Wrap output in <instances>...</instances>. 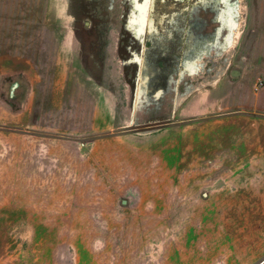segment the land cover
<instances>
[{"label":"rangeland","instance_id":"obj_1","mask_svg":"<svg viewBox=\"0 0 264 264\" xmlns=\"http://www.w3.org/2000/svg\"><path fill=\"white\" fill-rule=\"evenodd\" d=\"M242 3L48 0L45 9L0 0V264H256L264 256V168L241 165L231 118L91 131L52 109L46 79L30 82L24 113L27 78L10 54L35 24L75 31L100 81L113 37L129 97L141 88L146 103L159 93L160 111L177 86L232 77Z\"/></svg>","mask_w":264,"mask_h":264},{"label":"crops","instance_id":"obj_2","mask_svg":"<svg viewBox=\"0 0 264 264\" xmlns=\"http://www.w3.org/2000/svg\"><path fill=\"white\" fill-rule=\"evenodd\" d=\"M32 2L45 9L49 6L48 0H29V4ZM25 4L28 5V1ZM241 6V32L233 54L237 73L232 74L230 79L220 78L221 82L217 81L215 87L198 85L195 87L198 91L194 88L181 91L177 86L164 97L160 111L155 101L159 93L153 94L151 102L145 103L144 93L137 87L135 91L139 88L138 94L129 97L128 78L117 53L118 43L113 37H109L107 47L111 54L115 53L105 59L99 81L83 64L75 31L67 33V36L57 30L49 34L46 29L42 30L41 25L35 24L27 34L15 36L12 42H15L14 50L10 53L16 63L17 60L22 63L19 67L27 78L23 111L26 113L29 110L27 103H31L30 82L46 79L51 83L52 109L81 121L80 124H86L91 131L160 121L177 124L214 113L221 115L219 118L232 119V150L242 160L241 165L249 167L251 174H255L256 168H264V0H243ZM21 38L24 41L19 46L18 39ZM49 63H54L50 71L47 70ZM109 63L112 64L110 68L107 67ZM60 64H63L62 70ZM111 83L115 84V91L111 89ZM69 90L71 98L66 97ZM192 90L198 93L192 96ZM68 101L71 103L69 107L57 108L60 102L66 104ZM169 101L171 107L167 112L164 106ZM261 193L264 198V188ZM256 264H264V256Z\"/></svg>","mask_w":264,"mask_h":264},{"label":"water","instance_id":"obj_3","mask_svg":"<svg viewBox=\"0 0 264 264\" xmlns=\"http://www.w3.org/2000/svg\"><path fill=\"white\" fill-rule=\"evenodd\" d=\"M237 73V69L233 68L231 69V74H236Z\"/></svg>","mask_w":264,"mask_h":264}]
</instances>
